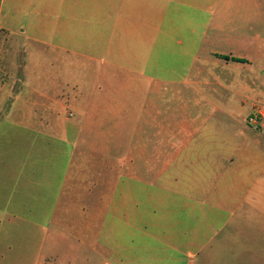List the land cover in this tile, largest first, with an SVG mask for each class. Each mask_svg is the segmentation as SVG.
I'll return each mask as SVG.
<instances>
[{"label": "crops", "instance_id": "1", "mask_svg": "<svg viewBox=\"0 0 264 264\" xmlns=\"http://www.w3.org/2000/svg\"><path fill=\"white\" fill-rule=\"evenodd\" d=\"M2 34L59 59L100 58L101 105H116L118 132L130 125L136 143L111 181L107 158L74 128L40 125L52 146L36 130L29 146L7 148L0 233L17 226L24 236L0 237V264H48L46 224L61 202L83 203L102 236L117 233L116 264H264V115L257 131H233L159 109L185 102L183 89L212 114L237 118L241 105L245 123L264 108V86L248 107L254 74L264 75V0H0Z\"/></svg>", "mask_w": 264, "mask_h": 264}, {"label": "rangeland", "instance_id": "2", "mask_svg": "<svg viewBox=\"0 0 264 264\" xmlns=\"http://www.w3.org/2000/svg\"><path fill=\"white\" fill-rule=\"evenodd\" d=\"M93 55L98 57L99 53ZM258 61H256L257 68H259ZM27 68L30 69L27 71ZM101 71L100 58L59 59L53 54L52 49L48 50L44 45L20 41L17 37L2 34L0 38V194L2 196L5 191L4 174L11 164L5 150L11 145L29 146L26 143L34 141L35 137L31 132L36 130L41 139L35 141L39 144L56 139L53 134L48 137L41 133L38 129L40 125L50 124L62 132L72 131L73 128L82 132L88 146L94 149V155H98L95 157H100L103 153V157L107 158L105 163L108 165L109 180L116 179L118 174L116 159L127 152L129 155L125 157L131 158L132 147L136 140L127 138L131 135L130 125L125 128V133L118 132L116 105H110L108 108L101 105L100 90L104 87ZM260 86H264V75L254 74L252 98L248 102V107L253 100H256L261 90ZM182 92L184 99L186 97V104L184 100L171 98L166 107H159L163 114L169 109L167 113L177 118L187 116L196 127L202 126L203 119L208 118L206 124L210 129L233 131L242 129L254 132L260 126L259 123L251 122V117L255 113L250 114L247 123L243 122L241 105L237 106V118L223 112L212 114L213 108H201L202 106L196 105L195 95L192 92L187 94L184 89ZM115 95H117L116 91L113 94L114 98ZM90 101H93L92 105ZM259 106L263 108L261 107L263 105L258 104L254 106V111ZM50 116L55 117L53 123H50L49 119L46 120ZM37 118H44L46 121L44 124L37 123ZM164 142V139H154L150 147L155 145L161 147ZM141 145L149 147L148 140H141ZM96 163L98 164L96 166L94 163L92 172L94 178L96 176L99 178L101 173L99 160ZM82 207L83 203L61 202L58 218L46 224L44 242L50 249L45 251L48 264H116L113 252L117 244V233L109 229L108 233L102 236L99 226L96 227L98 217L95 214L93 217L91 213L85 215ZM56 213L57 211L55 216ZM88 220L92 230L86 227ZM6 235L11 241L23 239L24 236L22 229L17 226H5L0 233L2 242H5ZM102 243H108L109 246L105 247V250H100ZM1 248L0 253H3V248H6L3 246ZM107 249L110 250L106 251Z\"/></svg>", "mask_w": 264, "mask_h": 264}, {"label": "built area", "instance_id": "3", "mask_svg": "<svg viewBox=\"0 0 264 264\" xmlns=\"http://www.w3.org/2000/svg\"><path fill=\"white\" fill-rule=\"evenodd\" d=\"M263 111L262 108L257 109L254 116L251 117V122H253L254 124L258 123V118L259 116H263Z\"/></svg>", "mask_w": 264, "mask_h": 264}, {"label": "trees", "instance_id": "4", "mask_svg": "<svg viewBox=\"0 0 264 264\" xmlns=\"http://www.w3.org/2000/svg\"><path fill=\"white\" fill-rule=\"evenodd\" d=\"M235 60H236V61H239V59H237V58H236Z\"/></svg>", "mask_w": 264, "mask_h": 264}]
</instances>
